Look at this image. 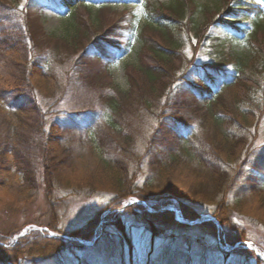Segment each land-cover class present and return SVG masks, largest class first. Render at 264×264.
I'll use <instances>...</instances> for the list:
<instances>
[{
	"label": "rangeland",
	"instance_id": "rangeland-1",
	"mask_svg": "<svg viewBox=\"0 0 264 264\" xmlns=\"http://www.w3.org/2000/svg\"><path fill=\"white\" fill-rule=\"evenodd\" d=\"M2 1L14 8L9 13L11 21L2 24L12 27L16 25L14 18L18 17L22 18L21 22L29 21L30 33L26 30L24 36L29 39L30 63L32 65L36 61L44 70L50 68L59 86L58 90L51 87L35 93L43 114L45 134L70 129L72 135L63 133L65 148L72 147L77 154L83 153L88 157L91 150L87 146L81 147V141H87L86 129L105 130L104 122L111 120V113L103 99L112 95V86L119 87L123 92L131 87L126 68L137 62L140 33L145 24L143 6L148 3L163 7L170 0H111L108 6L104 5L107 4L106 0H89L87 6L61 11L35 0ZM196 1L201 8H208V12L227 2V7L235 9L237 13H241L239 9L246 6L238 0ZM244 1H255L260 5L262 13L259 19L264 22V1ZM226 11L221 10L220 15L211 12L214 21L231 23V13L227 14ZM244 15L242 12L238 18L239 24L248 32L257 17L255 14L248 15L244 20ZM91 16L100 23L97 32L89 27ZM204 17L206 15L201 11L198 22H203ZM75 19L78 21L75 22ZM76 24L84 28L80 43L87 42V38L92 41L98 35L109 38L101 54L89 45L91 43L77 46L78 40L72 42ZM224 24L217 23L210 28L208 38L195 56L190 47L186 48L191 61L184 62L178 74L179 80L164 97L155 99L144 94L133 78L134 88L128 91L131 101L122 108V118L118 123L121 136L119 139H105V155L125 166L132 184L130 198L116 202L118 205L112 207L115 210H106L105 215L100 217L101 211L116 200V195L112 192L113 188L107 187V181L98 180L96 176L93 177L95 180L89 182L97 187L93 191L74 186L76 178H66L61 171L63 176L54 180L53 188L51 186L49 191L43 181L42 139L28 148L26 153L36 171L35 184L19 194L0 193V243L9 246L32 232H39L50 238L54 236L75 242L82 247H68L60 254L36 263L24 260L18 264H264L258 256H264V226L255 219L233 214V227L228 235L213 215L216 205L184 201L185 206L198 214L197 218L186 219L177 202L167 203L164 195H150L146 201L136 198L139 190L149 183L154 184L151 164L154 155L159 157L162 148L159 146V151L155 152L158 145L152 142V138L159 131L161 123L164 128L205 142L206 130L196 117L190 120V127L185 129L173 122L172 116L188 98L186 91L192 84L189 79L201 76L223 54V49L231 46L236 52L247 53L246 43L233 40L226 33L229 29ZM254 98L264 104V94L256 93ZM147 104L151 107L148 108ZM244 134L248 137V148L237 163L226 167L234 177L233 187L224 199L230 206L248 195L247 180L254 175L252 172L257 160L264 161V107L260 123L244 131ZM102 136H108V133ZM85 160L89 162L90 159ZM69 172L73 175L71 170ZM255 172L257 180L264 183V171L259 169ZM167 208L173 211H165ZM163 212L172 213L173 220L148 219L147 215ZM96 218L102 221L93 237L83 239L74 235ZM211 223L217 228L214 233L203 226ZM25 229L32 231L15 240ZM241 232H244L246 240L232 245L230 239L240 238Z\"/></svg>",
	"mask_w": 264,
	"mask_h": 264
},
{
	"label": "trees",
	"instance_id": "trees-1",
	"mask_svg": "<svg viewBox=\"0 0 264 264\" xmlns=\"http://www.w3.org/2000/svg\"><path fill=\"white\" fill-rule=\"evenodd\" d=\"M88 1L35 0L58 11L87 6ZM110 1L106 0L107 4L104 5L108 6L112 3ZM238 2L246 4L243 9H239L241 13L228 8V2L211 9V12H215L214 15H220L223 9L227 10V14L231 13V23L228 24L214 21L213 13L208 12V8H201L196 0H170L163 7L146 3L143 6L145 24L140 33L137 62L126 68L131 81L129 90L134 88L135 78L144 94L160 99L179 80L178 74L184 62L191 61L185 52L186 48L190 47L195 56L215 24H224L229 29L226 33L233 40L246 43L247 53L236 52L231 46L227 50L223 49V54L201 76L189 79L192 84L186 91L188 98L182 106L176 108L177 112L172 116L173 122L185 129L190 127V120L196 117L206 130L205 142L201 143L171 128H164L161 123L159 131L152 138V142H157L158 145L155 152L159 151V146L162 148L159 157L155 154L151 164L154 184H147L136 194L140 201H146L150 195H164L168 199L167 203L177 202L186 219L197 218L198 214L185 206L184 201L216 205L213 215L228 235L233 227V214L251 217L264 226V183H260L255 176L256 170L264 171L262 159L257 160L252 172L254 175H250L247 180L248 195L238 199L233 206L224 201L234 184V177L226 167L237 163L248 148V137L244 131L257 127L264 107L263 103L254 98L256 93L264 94V22L259 19L262 10L255 1ZM11 10L14 8L0 0V193L19 194L29 186L33 187L36 171L26 152L42 139V162L45 170L43 181L48 190L50 191L51 186L53 188L54 180L63 175L70 179L76 178L74 186L93 191L97 189L89 183L95 180L93 177L107 181V187L113 188L116 200L109 208L101 211L100 217H103L106 210H115L112 207L118 205L116 202L128 200L132 194V184L125 166L105 155V139H119L121 136L118 123L122 118V108L131 101L129 90L123 92L119 87L112 86V95L103 99L111 113V120L104 122L105 130L86 129L87 141H81V147L87 146L91 155L85 157L83 153L77 154L72 147L65 148L67 146L63 144V133H73L68 129L65 132L55 130V133L45 134L43 114L35 98L37 90H49L51 87L58 90L55 74L50 68L44 70L36 61L32 65L30 63L27 48L29 39L24 36L26 30L30 33L29 21L21 22L22 18L18 17L14 18L16 25L12 27L2 24L11 21ZM201 11L206 18L204 17L203 22H198ZM242 12L245 13L244 20L248 15L255 14L257 17L248 32L239 24L238 18L242 16ZM76 21L78 20L75 19ZM90 22L91 30L99 31L100 23L97 18L91 16ZM83 31L84 28L76 24L71 36L72 42L78 40V43L75 42L77 46L91 43L89 45L101 54L109 38L96 34L98 36L92 41L87 38V42L80 43ZM147 106L151 107L149 104ZM107 133L108 136H102ZM85 158H89V162ZM79 178L81 180L77 181ZM219 196H222L221 199H218ZM147 216L152 221L173 220L170 212ZM101 221V218L91 219L86 228L74 235L90 239ZM203 226L212 233L217 230L212 223ZM240 235L242 236L238 239H230V243L234 245L237 241L244 242V232ZM77 245L60 237L50 238L42 233L32 232L15 244L7 246L0 243V263L18 264L24 260L36 263Z\"/></svg>",
	"mask_w": 264,
	"mask_h": 264
},
{
	"label": "water",
	"instance_id": "water-1",
	"mask_svg": "<svg viewBox=\"0 0 264 264\" xmlns=\"http://www.w3.org/2000/svg\"><path fill=\"white\" fill-rule=\"evenodd\" d=\"M166 210H172L173 211V209L172 208H167V209H165V211ZM207 220H209V218H207ZM36 230V229H35ZM28 231H32V230H30V229H25L19 236H17L16 238H15V240L16 239H19V238H21V237H23L24 236V234L26 233V232H28ZM38 231H40V229H38ZM260 257V256H259Z\"/></svg>",
	"mask_w": 264,
	"mask_h": 264
}]
</instances>
